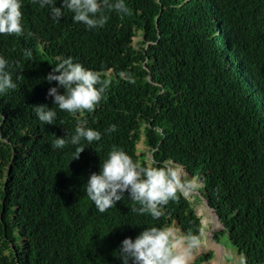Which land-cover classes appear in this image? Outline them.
Wrapping results in <instances>:
<instances>
[{
	"label": "trees",
	"instance_id": "16d2710c",
	"mask_svg": "<svg viewBox=\"0 0 264 264\" xmlns=\"http://www.w3.org/2000/svg\"><path fill=\"white\" fill-rule=\"evenodd\" d=\"M20 3L23 34H0L16 84L0 93V264H123L124 239L172 223L200 239V219L180 192L159 219L134 212L141 205L128 192L97 209L86 185L114 149L199 179L243 263L264 264V0H124L128 13L104 6L107 22L95 29L67 8L55 19L48 6ZM69 57L111 78L91 113L62 111L48 96L53 87L64 94L46 77ZM37 106L56 113L53 124L39 120ZM82 121L99 141L54 146ZM141 139L150 159L137 150Z\"/></svg>",
	"mask_w": 264,
	"mask_h": 264
},
{
	"label": "clouds",
	"instance_id": "9594fccd",
	"mask_svg": "<svg viewBox=\"0 0 264 264\" xmlns=\"http://www.w3.org/2000/svg\"><path fill=\"white\" fill-rule=\"evenodd\" d=\"M33 2L39 3L41 7L48 6L55 19L61 18L62 9L67 8L74 13V22L83 23L89 29L103 27L107 22L108 17L102 13L104 6L118 13L127 14L129 11L124 0H117L115 4L109 3V0H62L61 7H55L56 0H33ZM21 20L20 0H0V34L22 35ZM26 54L31 55L30 52ZM58 60L60 62L52 68V72L46 79L49 83L55 81L58 87H62L65 91L64 94H59L57 88L53 87L49 89L48 96L53 98L54 104L60 110L70 114L80 113L82 115L85 111L93 112L109 88L111 78L102 79L103 73L85 69L81 64L73 63L71 57L58 58ZM6 68L7 61L0 57V93L16 88L11 73L6 71ZM120 76L128 78L125 73H120ZM35 109L40 121L47 125L53 124L56 113L52 109L46 106H37ZM85 125L86 121L80 122L75 129V135L70 140L57 138L54 146L64 148L68 143L80 145L82 139L89 143L99 141L101 133ZM115 130V125L109 127L110 132ZM84 150L83 146L77 147L74 159H78ZM100 168L99 174H91L86 185V194L102 213L115 206L122 199L123 193L128 192L130 199L141 205L139 209L133 208L134 212L149 213L154 219H159L163 215L161 207L170 200L178 199V192H186L187 196H183L190 203L189 196L195 195L196 203L204 201L209 209L207 211L212 212L216 217L215 211L208 206L200 190L195 191L191 188L193 177L187 175L188 178L179 166H174L171 162L166 161L162 166H153L152 163L142 166L134 162L124 151L114 149ZM197 180L202 187L200 180ZM197 204H192L193 208ZM217 219L218 217L215 220ZM218 227L220 231L214 235L215 237L222 235L224 230L221 222L218 223ZM214 229L216 228L213 225L212 232ZM199 248L198 236L183 233L177 223H172L167 227L147 228L134 241L130 238L124 239L120 246L119 256L123 264H129L130 260L132 264H192ZM209 252L213 258V251L207 253ZM200 255L202 254H198L197 258Z\"/></svg>",
	"mask_w": 264,
	"mask_h": 264
},
{
	"label": "rangeland",
	"instance_id": "374dc122",
	"mask_svg": "<svg viewBox=\"0 0 264 264\" xmlns=\"http://www.w3.org/2000/svg\"><path fill=\"white\" fill-rule=\"evenodd\" d=\"M138 39H140V37L134 38L133 42H136ZM137 150L142 152L144 155H146V158L150 159V154L149 153L146 154L147 150H145V147L143 146L142 139L137 144ZM191 179L193 181V186L191 188H194L195 191L201 190L202 188L200 187L198 180L196 178H191ZM183 195L186 197L187 193L183 192ZM189 200L193 205L197 204L195 200V195L193 196L190 195ZM198 204L196 205V208L194 206V209L198 208L201 210V228H200V239H199L200 248L196 252L192 264L196 263V258L198 254H205L208 251H213V258L202 264H244L242 258L238 255L237 251L232 247L226 234L218 235L217 237L214 236L220 231V227H217L216 229H214V232H212L213 220L212 218L209 219L208 216L206 215V213H208L207 210L209 209L205 205L204 201H202L199 204V206ZM204 211H206V213ZM20 242L21 239L19 240L18 243L20 244Z\"/></svg>",
	"mask_w": 264,
	"mask_h": 264
},
{
	"label": "bare ground",
	"instance_id": "6f19581e",
	"mask_svg": "<svg viewBox=\"0 0 264 264\" xmlns=\"http://www.w3.org/2000/svg\"><path fill=\"white\" fill-rule=\"evenodd\" d=\"M230 32V31H229ZM231 40V39H230ZM151 156V155H150ZM212 202V201H211ZM216 206V205H215ZM196 208V207H195ZM194 211H195V214H196V216L200 219V225H201V210H199L198 208L197 209H194ZM205 213H206V211H204ZM206 215L208 216V217H210V218H212V220H213V225H214V228H217L218 227V223H217V221L215 220L216 219V217L214 216V214L212 213V212H209L208 211V214L206 213ZM216 216L218 217V215L216 214ZM218 219H219V217H218Z\"/></svg>",
	"mask_w": 264,
	"mask_h": 264
},
{
	"label": "water",
	"instance_id": "95a60500",
	"mask_svg": "<svg viewBox=\"0 0 264 264\" xmlns=\"http://www.w3.org/2000/svg\"><path fill=\"white\" fill-rule=\"evenodd\" d=\"M217 217V216H216ZM217 221H218V223L220 224V221H219V219H217Z\"/></svg>",
	"mask_w": 264,
	"mask_h": 264
}]
</instances>
